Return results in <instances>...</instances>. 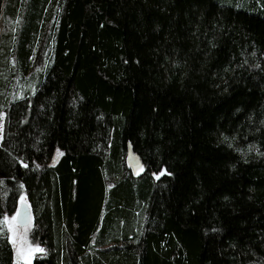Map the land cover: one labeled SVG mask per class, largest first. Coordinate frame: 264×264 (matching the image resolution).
Returning <instances> with one entry per match:
<instances>
[{
    "label": "trees",
    "instance_id": "obj_1",
    "mask_svg": "<svg viewBox=\"0 0 264 264\" xmlns=\"http://www.w3.org/2000/svg\"><path fill=\"white\" fill-rule=\"evenodd\" d=\"M2 114L31 264H264V0H0Z\"/></svg>",
    "mask_w": 264,
    "mask_h": 264
},
{
    "label": "rangeland",
    "instance_id": "obj_2",
    "mask_svg": "<svg viewBox=\"0 0 264 264\" xmlns=\"http://www.w3.org/2000/svg\"><path fill=\"white\" fill-rule=\"evenodd\" d=\"M2 118H3V114L1 115V121H0V143H1V137H2ZM24 198L23 202L21 201V198ZM21 203H28L27 201V198L25 197V195H22L19 199H18V202H17V207H16V210L14 211V213H12L11 215H7L5 217H8L9 219H11V217L15 216L17 214V210H18V207ZM5 226V225H4ZM6 227V226H5ZM14 230L17 234V236H25V240H26V243L24 244V255L23 256H18L17 255V251H16V246H14L12 243V247H13V252H14V256H15V259H14V264H31L32 261H33V258L34 256L37 254V253H40V252H37V253H29L27 251L28 247H39L41 248L40 246L36 245V244H33L30 240V231L32 229V221L30 222V224L26 225V226H20L17 224V222H15L14 224ZM6 229L8 230V228L6 227ZM8 235H9V239H10V242H11V237H12V232L8 230Z\"/></svg>",
    "mask_w": 264,
    "mask_h": 264
},
{
    "label": "water",
    "instance_id": "obj_3",
    "mask_svg": "<svg viewBox=\"0 0 264 264\" xmlns=\"http://www.w3.org/2000/svg\"><path fill=\"white\" fill-rule=\"evenodd\" d=\"M126 164L135 172L142 171L143 169V163L139 155L133 151L130 144L127 147ZM17 213H19V217L16 220L18 225L26 226L30 224L31 209L28 203H21L18 207Z\"/></svg>",
    "mask_w": 264,
    "mask_h": 264
},
{
    "label": "snow or ice",
    "instance_id": "obj_4",
    "mask_svg": "<svg viewBox=\"0 0 264 264\" xmlns=\"http://www.w3.org/2000/svg\"><path fill=\"white\" fill-rule=\"evenodd\" d=\"M25 167H27L28 165H24ZM163 174V173H161ZM24 198H21V201L23 202ZM19 217V213H17L15 216L11 217V219H9L8 217H4L3 220H0V224L5 225L9 231L12 232V237H11V243L16 246V251H17V255L18 256H23L24 253V244L26 243L25 240V236H17L15 230H14V224L16 222V220ZM27 251L29 253H37V252H43L44 249L39 248V247H28Z\"/></svg>",
    "mask_w": 264,
    "mask_h": 264
}]
</instances>
